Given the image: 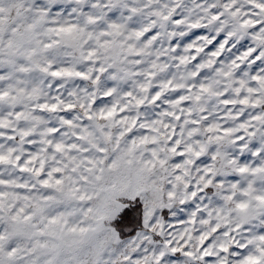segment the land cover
<instances>
[{"label":"rangeland","instance_id":"obj_1","mask_svg":"<svg viewBox=\"0 0 264 264\" xmlns=\"http://www.w3.org/2000/svg\"><path fill=\"white\" fill-rule=\"evenodd\" d=\"M0 264H264V0H0Z\"/></svg>","mask_w":264,"mask_h":264},{"label":"trees","instance_id":"obj_2","mask_svg":"<svg viewBox=\"0 0 264 264\" xmlns=\"http://www.w3.org/2000/svg\"><path fill=\"white\" fill-rule=\"evenodd\" d=\"M124 217H127V214H122L121 215V217H119V219H117V220H123L124 219ZM123 221H125V223L127 222L128 223V220H123ZM123 221H122V223H123Z\"/></svg>","mask_w":264,"mask_h":264}]
</instances>
